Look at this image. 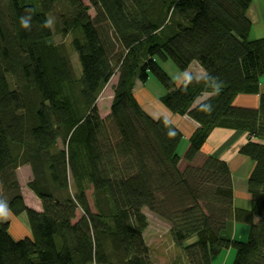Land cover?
I'll list each match as a JSON object with an SVG mask.
<instances>
[{"label":"trees","instance_id":"16d2710c","mask_svg":"<svg viewBox=\"0 0 264 264\" xmlns=\"http://www.w3.org/2000/svg\"><path fill=\"white\" fill-rule=\"evenodd\" d=\"M251 2L91 0V17L82 0H0V202L14 216L25 213L30 230L15 240L9 222L0 223V264H153L144 207L169 225L182 251L171 264H212L226 249L235 251L232 264H264V144L250 139L239 150L254 162L249 210L232 209L227 164L198 158L215 127L264 137V93L258 108L232 103L258 93L264 74V37H251ZM54 35L70 36L79 75ZM156 59H170L185 76L173 82ZM192 62L202 77L187 71ZM115 72L102 119L96 100ZM149 73L166 89L161 105L197 125L183 159L179 129L150 115L135 95ZM203 93L209 96L193 106ZM23 165L41 211L24 203L16 176ZM232 213L249 223L244 241L221 235Z\"/></svg>","mask_w":264,"mask_h":264},{"label":"crops","instance_id":"0c3cea01","mask_svg":"<svg viewBox=\"0 0 264 264\" xmlns=\"http://www.w3.org/2000/svg\"><path fill=\"white\" fill-rule=\"evenodd\" d=\"M247 15L252 23L251 37L255 39L263 38L264 37V0H252L247 10ZM187 71L192 73L197 78H200L205 74L204 70L196 62H192L189 65ZM185 74L186 72L184 73L182 78L185 76ZM137 84L138 82L135 83L134 90ZM140 91H138V94L135 91V95L139 100L140 104L143 105L142 103H144V101L141 100V95L139 94ZM263 93H264V74L259 77L258 93L238 94L233 99L232 103L234 106L237 107L258 108L260 95ZM208 96L209 94L203 93L201 96L198 97V99L193 104V106L203 101ZM151 102L152 103L154 102L156 112L151 113L150 115L154 117L157 116L165 117L177 129H179V131L182 134V137L184 136V134H186L187 139H189L190 135L194 132L197 126L194 121L190 120L186 116H179L176 114H172L167 109H165L158 101L151 100ZM250 139L252 141L264 144V137H260V138L249 137V135L243 131H237L224 127H215L209 132L198 155V158H204L206 156H215L219 160H222L227 164L228 169L230 171L231 182H232L233 211H236L237 209L249 210L251 207L250 195L247 191V178L254 166V162L239 152L240 148ZM21 168L25 169L27 172V181L24 184V188L19 180V176L17 178L24 203L28 207L36 211H41V203L39 199L33 194L31 190L25 189L27 182L31 179L30 168L27 165L18 167L16 169L17 175H18V171ZM7 213H8V218L0 219V223L5 221L9 222V233L11 234V236L15 240H19L26 236H29L30 230L25 213H20L19 215L14 216L10 213L8 209H7ZM243 217H244L243 214L242 215L240 214V216L237 217V216H233L232 213V217L226 221L225 227L221 231V235L231 239L244 241V239H241L242 238L241 235L243 234L245 229L242 226H246L247 228H249V223L248 221H243L244 220ZM256 221L257 218L254 217L253 222ZM142 235L146 245L149 248V253L151 256L152 263L156 264L152 256L153 254L152 246H150L151 244L147 242L144 231ZM234 254L232 249L222 250L218 255L212 258L211 260L212 264H232L231 262H233L235 257Z\"/></svg>","mask_w":264,"mask_h":264},{"label":"rangeland","instance_id":"374dc122","mask_svg":"<svg viewBox=\"0 0 264 264\" xmlns=\"http://www.w3.org/2000/svg\"><path fill=\"white\" fill-rule=\"evenodd\" d=\"M82 2L88 7V13L91 17L94 16V9L91 6V0H82ZM52 24V20H51ZM54 41L56 43H63L66 45L68 53L70 55L71 64L73 66L74 72L76 75L80 74V65L78 62V58L76 53L70 48V36L67 37H61L60 35H54ZM157 63L161 67V69L171 78L173 82H178L185 72L180 71L175 64L170 60H160L156 59ZM117 73L115 72L109 82L106 84V86L102 89L100 92L97 100H96V107L99 113L100 118L105 119L109 114V108H110V102L113 94V86L116 82ZM141 90V91H140ZM136 93L141 95V100L144 101L142 103L143 108L148 113H154L156 112L155 104L152 103L151 100L158 101V98L165 94L166 89L165 87L160 83V81L152 74L149 73L147 80L144 83L138 82L136 88ZM149 97H148V96ZM151 98V99H150ZM140 99V98H139ZM159 102V101H158ZM160 103V102H159ZM188 146V139L186 134L181 138V141L179 142V145L177 146L176 153L178 156L183 159V155L187 149ZM201 161L195 160L194 164L198 165ZM187 165L186 162L183 160H180L178 167L180 170H182ZM245 169V168H243ZM17 175V173H16ZM19 176V180L22 183V186L24 188V184L27 181V172L25 169L21 168L18 171L17 178ZM28 190V188H25ZM88 202L93 208V197H92V190L89 189L86 192ZM143 213L146 216L147 219V227L144 230L145 236L147 239V242L150 243L153 249V259L155 260L156 264H171L174 262V260H177L178 258H181L182 251H180L179 248H177L174 243H172V237L169 232V225L158 218L155 214H153L151 211L148 210V208L144 207L142 208ZM244 227V232L241 235V239H246L248 235V228L246 226ZM193 239L185 242V244L191 243ZM233 254L235 253L234 249ZM235 255V254H234ZM232 263V262H231Z\"/></svg>","mask_w":264,"mask_h":264},{"label":"clouds","instance_id":"9594fccd","mask_svg":"<svg viewBox=\"0 0 264 264\" xmlns=\"http://www.w3.org/2000/svg\"><path fill=\"white\" fill-rule=\"evenodd\" d=\"M29 17H22L21 18V23L24 28H29ZM51 22H49L50 24ZM192 77H188V82H191ZM219 91V86H217V92ZM203 110L210 112L211 111V105L206 104L203 106ZM169 136H175L176 133L173 130H170L168 133ZM8 218V213H7V203L6 202H0V219H7Z\"/></svg>","mask_w":264,"mask_h":264}]
</instances>
